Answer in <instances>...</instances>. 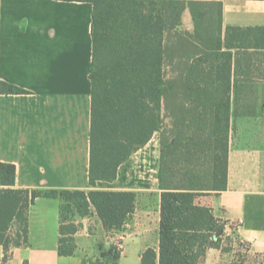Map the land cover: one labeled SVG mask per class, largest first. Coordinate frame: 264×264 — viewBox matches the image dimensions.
I'll return each mask as SVG.
<instances>
[{
  "label": "trees",
  "instance_id": "1",
  "mask_svg": "<svg viewBox=\"0 0 264 264\" xmlns=\"http://www.w3.org/2000/svg\"><path fill=\"white\" fill-rule=\"evenodd\" d=\"M81 1L93 4L90 185L115 180L160 132L159 244L141 253V264H204L228 223L197 199L228 187L234 116L250 89L244 81L264 72V26L224 28L223 0ZM186 10L192 30L182 28ZM25 92L0 81V93ZM16 175L15 164L0 162L5 259L28 242V210L38 197L60 200L64 256L76 254L78 216L95 213L106 232L121 231L136 208L134 191L16 188ZM98 247L100 255L83 264H120L118 244Z\"/></svg>",
  "mask_w": 264,
  "mask_h": 264
},
{
  "label": "crops",
  "instance_id": "2",
  "mask_svg": "<svg viewBox=\"0 0 264 264\" xmlns=\"http://www.w3.org/2000/svg\"><path fill=\"white\" fill-rule=\"evenodd\" d=\"M92 16L89 1L0 0V81L26 90L0 93V162L16 165V188L134 191L135 211L123 230L112 232L95 213L78 216L83 227L76 234V254L64 256L58 253L60 200L38 197L28 210V242L13 247L8 259L0 244V264H83L100 255V242L117 241L120 264H141V253L158 247L160 132L119 167L115 180L90 185ZM229 25L264 26V0H223V26ZM182 28L193 29L189 10ZM244 84L264 86V72ZM241 100L228 187L197 201L234 226L253 264H262L264 91L243 92ZM142 166L148 176L139 174ZM218 251L210 248L204 264H222Z\"/></svg>",
  "mask_w": 264,
  "mask_h": 264
},
{
  "label": "rangeland",
  "instance_id": "3",
  "mask_svg": "<svg viewBox=\"0 0 264 264\" xmlns=\"http://www.w3.org/2000/svg\"><path fill=\"white\" fill-rule=\"evenodd\" d=\"M249 92H263L264 86L262 85H249ZM248 91V90H247ZM139 168L138 172L141 177L148 176L146 166ZM138 169V167H137ZM141 170V171H140ZM218 249V248H213ZM221 256L222 264H253L251 258H249L248 249L245 244L239 241L236 229L234 226L227 225L225 233L222 237L221 248L218 249ZM217 254V253H216Z\"/></svg>",
  "mask_w": 264,
  "mask_h": 264
},
{
  "label": "built area",
  "instance_id": "4",
  "mask_svg": "<svg viewBox=\"0 0 264 264\" xmlns=\"http://www.w3.org/2000/svg\"><path fill=\"white\" fill-rule=\"evenodd\" d=\"M115 243L118 244V246L122 248L121 243L119 241H117Z\"/></svg>",
  "mask_w": 264,
  "mask_h": 264
}]
</instances>
